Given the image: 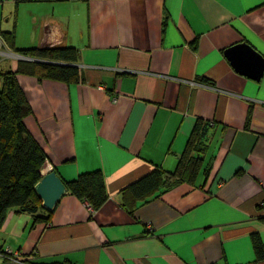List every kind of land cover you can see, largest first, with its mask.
<instances>
[{
	"label": "crops",
	"instance_id": "1",
	"mask_svg": "<svg viewBox=\"0 0 264 264\" xmlns=\"http://www.w3.org/2000/svg\"><path fill=\"white\" fill-rule=\"evenodd\" d=\"M40 1L37 44L76 46L82 79L17 74L27 129L48 171L99 169L107 199L94 209L66 191L37 222L10 209L0 264H264V71L225 55L244 41L264 57V0H0V18ZM197 116L213 121L209 193L183 182L128 214L120 189L152 164L172 170Z\"/></svg>",
	"mask_w": 264,
	"mask_h": 264
},
{
	"label": "trees",
	"instance_id": "2",
	"mask_svg": "<svg viewBox=\"0 0 264 264\" xmlns=\"http://www.w3.org/2000/svg\"><path fill=\"white\" fill-rule=\"evenodd\" d=\"M0 34L16 53L28 57L10 58V65L0 69V226L10 209L30 213L34 222L46 221L53 209L42 205L35 183L41 178L40 167L47 157L27 129L25 120L32 116V109L16 75L28 74L38 81L62 83L81 80L76 65L80 52L76 46L64 44L15 48L12 31L4 30ZM212 126V120L197 116L172 170L152 164L147 172L120 189L123 209L132 214L140 203L183 182L209 193L218 167L216 155L208 153ZM61 180L70 195L85 199L91 208L100 207L107 199L104 175L99 169ZM251 241L258 251L261 242L257 234L251 235ZM0 252L3 253L1 248Z\"/></svg>",
	"mask_w": 264,
	"mask_h": 264
},
{
	"label": "water",
	"instance_id": "3",
	"mask_svg": "<svg viewBox=\"0 0 264 264\" xmlns=\"http://www.w3.org/2000/svg\"><path fill=\"white\" fill-rule=\"evenodd\" d=\"M45 46V45H42ZM19 58H28L16 53ZM225 55L239 72L258 80L264 71V57L248 43L241 41L225 49ZM35 190L46 209H51L66 192L62 180L55 171L43 174L35 183Z\"/></svg>",
	"mask_w": 264,
	"mask_h": 264
},
{
	"label": "rangeland",
	"instance_id": "4",
	"mask_svg": "<svg viewBox=\"0 0 264 264\" xmlns=\"http://www.w3.org/2000/svg\"><path fill=\"white\" fill-rule=\"evenodd\" d=\"M46 9L47 6L42 1L31 4L29 7L24 6L17 19L15 15H10L9 11L6 10L5 14L0 18V32L10 30L15 34V30L17 29L15 48L38 46L37 42L41 28L39 20ZM7 16H10L8 20H6ZM16 57L18 56L15 52L5 49L0 42V69H6L8 67L6 66L8 59Z\"/></svg>",
	"mask_w": 264,
	"mask_h": 264
},
{
	"label": "built area",
	"instance_id": "5",
	"mask_svg": "<svg viewBox=\"0 0 264 264\" xmlns=\"http://www.w3.org/2000/svg\"><path fill=\"white\" fill-rule=\"evenodd\" d=\"M0 42H1V40H0ZM211 123H212V122H211ZM50 168H51V167H50L49 162H48V161H45V163H44L42 169L45 170V172H46V171H48ZM6 251H9V250H6ZM0 255H3V253L1 254V252H0ZM11 258H12L13 260H16V259H17L16 257H11Z\"/></svg>",
	"mask_w": 264,
	"mask_h": 264
},
{
	"label": "bare ground",
	"instance_id": "6",
	"mask_svg": "<svg viewBox=\"0 0 264 264\" xmlns=\"http://www.w3.org/2000/svg\"><path fill=\"white\" fill-rule=\"evenodd\" d=\"M42 171V170H41Z\"/></svg>",
	"mask_w": 264,
	"mask_h": 264
}]
</instances>
